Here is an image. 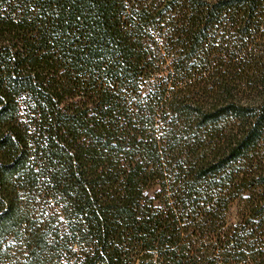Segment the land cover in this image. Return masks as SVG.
Returning <instances> with one entry per match:
<instances>
[{
    "label": "trees",
    "instance_id": "trees-1",
    "mask_svg": "<svg viewBox=\"0 0 264 264\" xmlns=\"http://www.w3.org/2000/svg\"><path fill=\"white\" fill-rule=\"evenodd\" d=\"M0 264H264V0H0Z\"/></svg>",
    "mask_w": 264,
    "mask_h": 264
}]
</instances>
